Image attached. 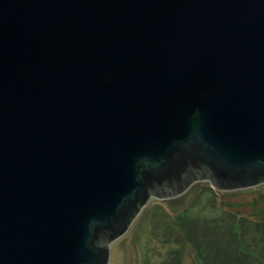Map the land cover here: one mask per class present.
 Segmentation results:
<instances>
[{"label": "water", "instance_id": "obj_1", "mask_svg": "<svg viewBox=\"0 0 264 264\" xmlns=\"http://www.w3.org/2000/svg\"><path fill=\"white\" fill-rule=\"evenodd\" d=\"M197 188H264V0H0V264H111Z\"/></svg>", "mask_w": 264, "mask_h": 264}, {"label": "rangeland", "instance_id": "obj_2", "mask_svg": "<svg viewBox=\"0 0 264 264\" xmlns=\"http://www.w3.org/2000/svg\"><path fill=\"white\" fill-rule=\"evenodd\" d=\"M241 218L264 223V188L230 195L197 188L181 200L151 203L112 251L111 264H156L161 257L149 253V240L165 242L171 229L174 239L193 247L182 264H264V227Z\"/></svg>", "mask_w": 264, "mask_h": 264}, {"label": "trees", "instance_id": "obj_3", "mask_svg": "<svg viewBox=\"0 0 264 264\" xmlns=\"http://www.w3.org/2000/svg\"><path fill=\"white\" fill-rule=\"evenodd\" d=\"M170 217H172V216H170ZM241 219H243L249 223H254L256 225H261L262 227H264V223H255V222H253L251 220H247L245 218H241ZM171 221L175 222L176 225L178 224L177 218H175V220L171 219ZM170 232L171 233L169 235H171V238L169 236V239L165 242H163L162 240H159L157 238L152 239V241L149 240L150 244L148 245V248H147L149 253L153 254L154 256H156V254H158L157 256L161 257V260L156 262V264H182L185 257H193L194 256L193 251H192L193 247L191 246V242L190 241L185 242L183 240H179L178 238L174 239V236H172V229L170 230ZM149 241H148V243H149ZM162 249H165V251H163ZM201 256H202V254H201Z\"/></svg>", "mask_w": 264, "mask_h": 264}, {"label": "flooded vegetation", "instance_id": "obj_4", "mask_svg": "<svg viewBox=\"0 0 264 264\" xmlns=\"http://www.w3.org/2000/svg\"><path fill=\"white\" fill-rule=\"evenodd\" d=\"M203 175L209 176V172L206 168L202 167L201 169H191L187 173L182 175L181 180L179 181H165L160 186L155 184L153 187V189L155 190L154 193L157 195L170 196L175 190H178L181 185L193 182L201 178Z\"/></svg>", "mask_w": 264, "mask_h": 264}]
</instances>
